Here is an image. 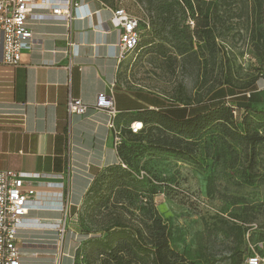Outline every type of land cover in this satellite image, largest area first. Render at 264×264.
Here are the masks:
<instances>
[{"label": "crops", "instance_id": "0c3cea01", "mask_svg": "<svg viewBox=\"0 0 264 264\" xmlns=\"http://www.w3.org/2000/svg\"><path fill=\"white\" fill-rule=\"evenodd\" d=\"M70 22L73 46L66 50L65 21L50 16L49 6L35 9L27 20L33 33L25 41L20 62H0V170L26 176L40 198L55 199L58 189L46 187L67 172L68 212L78 213L95 177L118 164L117 148L106 111L94 107L97 95L113 91L119 125L136 121L143 106L155 107L149 94L119 88V32L111 24L109 0H76ZM1 59V35H0ZM260 89H264L263 86ZM68 92L88 105L84 114L68 118ZM148 96V97H147ZM63 212L46 206L29 210L17 233L20 264H75L78 243L70 221L61 241L55 224Z\"/></svg>", "mask_w": 264, "mask_h": 264}, {"label": "trees", "instance_id": "16d2710c", "mask_svg": "<svg viewBox=\"0 0 264 264\" xmlns=\"http://www.w3.org/2000/svg\"><path fill=\"white\" fill-rule=\"evenodd\" d=\"M145 1L154 14L150 15L152 33L144 44H148L168 68H173L176 57L167 46L171 40L178 42L180 53L186 52L192 38L203 41L214 51L216 39L228 29L226 23L244 12L243 7L235 9L233 6L243 5L247 0ZM251 1L249 18L260 24L264 0ZM176 5L181 8L176 9ZM187 18L192 25L183 24L178 29V22ZM255 38L257 44L264 43L263 27L258 28ZM182 39L187 43L180 44ZM218 48L222 50L221 44ZM224 70V77L205 102L173 103L156 95L147 96L157 104L153 108L143 106L138 111L135 120L141 122L142 127L137 133L123 128V140L117 147L119 163L95 177L82 202L87 214L112 206L123 215L118 213L111 217L100 212L107 221L100 233L90 235L77 246L75 264H82L77 263L79 257L84 264H199L198 260L186 257L175 248L172 226L152 200V196L159 193L163 179L149 170L142 178L136 174L146 166V162L139 165L140 159L158 149L200 166L205 164L212 168L221 163L228 168L239 167L247 183L264 179V89L258 87V77L237 86L228 63ZM213 180L211 171L207 176V194L213 190ZM245 250L231 253L233 264L242 263ZM214 263L213 258L200 262Z\"/></svg>", "mask_w": 264, "mask_h": 264}, {"label": "rangeland", "instance_id": "374dc122", "mask_svg": "<svg viewBox=\"0 0 264 264\" xmlns=\"http://www.w3.org/2000/svg\"><path fill=\"white\" fill-rule=\"evenodd\" d=\"M109 1L138 18L139 43L133 51L125 54L120 64L119 88L156 95L173 103L205 102L224 77L226 63L230 65L237 86L246 85L253 77H258L256 83L259 88L263 86L264 43L259 41L257 44L255 37L258 28H264V3L260 24L249 18L253 5L251 0L233 6L235 9L243 7L244 12L241 17L231 18L226 23L228 29L216 39L214 51H210L203 41L197 42L192 38L186 52L180 53L178 42L171 40L167 46L175 55L176 62L173 68H168L160 56L144 44L150 39V15L154 14V11H149L148 3L145 0ZM180 8L176 5V9ZM218 10L220 12L219 5ZM183 24L192 25L191 19L178 22V29ZM217 27L219 29L220 26ZM181 43H187V40L182 39ZM127 126L123 124L124 129ZM143 163L146 166L142 171L149 170L163 179L159 193L152 196V200L172 226L175 248L186 257L198 260L199 264L204 263L205 258H213L214 264H233L230 255L234 251L245 250L246 232L252 241L264 238V179L247 183L241 177L239 167L228 168L221 163L212 168L205 164L200 166L158 149L150 156L145 154L139 165ZM211 171L214 186L211 194H207V176ZM100 212L111 217L118 213L123 215L120 209L112 206L87 214L81 204L69 223L78 246L90 235L100 233V228L107 221L102 219L103 213ZM80 261L84 264L82 257L77 263Z\"/></svg>", "mask_w": 264, "mask_h": 264}, {"label": "built area", "instance_id": "2783aa9c", "mask_svg": "<svg viewBox=\"0 0 264 264\" xmlns=\"http://www.w3.org/2000/svg\"><path fill=\"white\" fill-rule=\"evenodd\" d=\"M44 6H49L50 16L54 19L65 21V51L70 53L73 46L70 39V21L80 16L75 14L78 7L76 0H0L1 63L11 66L19 64L23 43L33 39L27 20L37 16L36 8ZM111 24L119 32L120 60L138 44V18L122 7H115L112 9ZM65 106L68 118L71 114L82 115L88 109L85 102L72 96L70 92L67 94ZM94 107L106 111L109 115L107 126L112 132L113 146L117 148L123 140V126L116 121L119 111L115 108L111 88L97 95ZM135 123L136 121H133L127 126L132 133H137L142 127L135 126ZM146 175L142 170L136 174L138 178ZM26 176L38 175H23L10 169L0 170V264H20L17 233L30 209L47 205L63 212V218L54 226L58 241L63 239L67 223L72 218L68 212L67 172L60 175L59 181L45 183L46 187L58 189L55 199L40 198ZM244 239L246 250L241 264H264V238L252 241L249 232H246ZM57 263L56 261L55 264Z\"/></svg>", "mask_w": 264, "mask_h": 264}, {"label": "bare ground", "instance_id": "6f19581e", "mask_svg": "<svg viewBox=\"0 0 264 264\" xmlns=\"http://www.w3.org/2000/svg\"><path fill=\"white\" fill-rule=\"evenodd\" d=\"M135 126H141L142 125V123L141 122H139V121H137L135 124H134Z\"/></svg>", "mask_w": 264, "mask_h": 264}]
</instances>
